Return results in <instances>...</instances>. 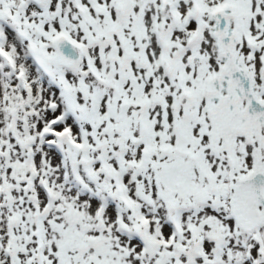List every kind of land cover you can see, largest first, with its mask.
I'll return each instance as SVG.
<instances>
[{
  "label": "snow or ice",
  "instance_id": "obj_1",
  "mask_svg": "<svg viewBox=\"0 0 264 264\" xmlns=\"http://www.w3.org/2000/svg\"><path fill=\"white\" fill-rule=\"evenodd\" d=\"M0 264H264V0H0Z\"/></svg>",
  "mask_w": 264,
  "mask_h": 264
}]
</instances>
